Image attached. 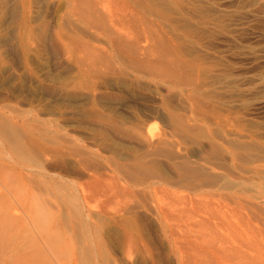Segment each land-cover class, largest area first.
Returning a JSON list of instances; mask_svg holds the SVG:
<instances>
[{"label": "rangeland", "instance_id": "1", "mask_svg": "<svg viewBox=\"0 0 264 264\" xmlns=\"http://www.w3.org/2000/svg\"><path fill=\"white\" fill-rule=\"evenodd\" d=\"M256 2L0 0V212L21 241L51 264H264Z\"/></svg>", "mask_w": 264, "mask_h": 264}, {"label": "bare ground", "instance_id": "2", "mask_svg": "<svg viewBox=\"0 0 264 264\" xmlns=\"http://www.w3.org/2000/svg\"><path fill=\"white\" fill-rule=\"evenodd\" d=\"M242 1L245 2V0H242ZM255 2H256V0H255ZM246 3H249V2L246 1ZM256 3H258V2H256ZM259 3H260V5L262 4L261 2H259ZM263 3H264V0H263ZM253 4H255V3H253ZM257 5H254V6L256 7ZM262 6H264V5L262 4L261 7ZM258 7L259 6H257V8ZM246 9H249V8H246ZM262 9H261V11H264ZM259 10H258V12H260ZM81 12H82V10H81ZM236 14H237V12H236ZM231 17H234V15ZM144 166H142V165L136 166L134 170L138 173H146L148 170H146V168ZM69 186H71V185H69ZM71 195H73V194L71 193ZM70 198H71V196H70ZM75 199L76 198L74 197V201L78 200V199H76V200ZM70 201H72V199H70ZM76 203L78 204V202H76ZM11 212L9 210H5L2 213L0 212V264H51L52 260L50 259V256H51L50 255V249L46 245H39V244H36L34 242H30L31 239L29 241L27 240L26 242L21 241V238L24 237L25 234H27L25 236L29 237L30 231L28 232L27 229L26 230L22 229V227H20L22 225V224H20L21 223V217L15 215V214H12Z\"/></svg>", "mask_w": 264, "mask_h": 264}]
</instances>
